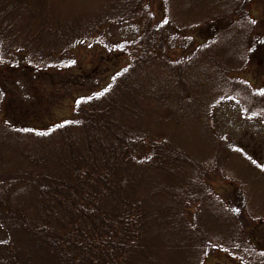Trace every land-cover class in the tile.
<instances>
[{
    "label": "trees",
    "instance_id": "16d2710c",
    "mask_svg": "<svg viewBox=\"0 0 264 264\" xmlns=\"http://www.w3.org/2000/svg\"><path fill=\"white\" fill-rule=\"evenodd\" d=\"M158 2L156 16L148 0H0V264H201L209 248L264 264L244 226V211L264 224L260 143L224 148L261 170L234 179L246 182L251 210L238 190L208 202L217 154L228 163L220 138L209 169L198 159L209 149L198 136L218 127L222 104L264 128V96L233 76L254 67L264 77V25L249 17L251 0ZM138 21L142 33L120 48L124 65L99 92L76 89L69 119L28 127L43 120L32 102L13 114V90L41 99L46 82L76 72L68 53Z\"/></svg>",
    "mask_w": 264,
    "mask_h": 264
},
{
    "label": "rangeland",
    "instance_id": "374dc122",
    "mask_svg": "<svg viewBox=\"0 0 264 264\" xmlns=\"http://www.w3.org/2000/svg\"><path fill=\"white\" fill-rule=\"evenodd\" d=\"M148 2L150 5L149 8L156 13V16H158V12L160 11L158 0H148ZM246 9L248 10L249 17L254 23H258V26L264 25V0H251L250 4L246 6ZM143 28L144 24L140 23V21L129 25L126 24L109 27L105 31L104 44L101 47L98 46L96 49L78 48L71 53H68L66 55L69 58L68 60H77L78 65L76 67V72L70 78L68 73H63V75L59 77H54V81H57L56 83L54 82V84H48L46 82V86L51 88L47 89L46 94H44L41 99L37 97L34 99L29 98L26 101L21 100L20 92L18 90H13L9 97L10 103L15 101L12 105V110L14 109L13 114L22 112L21 106L32 102V106H34L33 109L43 120L36 124H32L31 121L29 122L28 127L33 129H39L40 127L47 128L69 119L73 113L75 100L74 91L78 89L81 97L88 94L91 95L92 91L95 93L99 92L108 86L115 72L119 71L124 65V58L119 54L120 48L131 42L133 38L138 37L142 33ZM253 69H249L248 72L237 75L235 74L233 76L234 78L239 79L243 85L248 86L252 91L256 93L260 92L259 94L264 96V94H262L264 93V77L257 75V72L253 73ZM58 84H61L62 86ZM76 85H83V87L78 88ZM0 88V99L4 100L3 94L4 91L6 92L4 83ZM261 102L264 104V99ZM230 103H221V107H217L212 112V114H214L213 118H215L214 126H218L219 128L214 127L212 131L207 134H199V132L195 134V136L199 134L198 138H205L204 142H207L209 149L212 145L214 148V151L212 150L211 153V151L209 149L206 150L204 146L205 151L199 152L198 159L199 162L206 159V161L209 162V166L205 168L209 169L211 164L214 163L213 157L214 154H216L215 152H217L216 147H218L215 138H220L219 140L223 142V148L219 152L226 154L223 155L228 159V163L226 167V160H224L222 154L218 152L219 154L217 155H220L219 163L223 168L219 167L221 173L218 169L214 170L216 173L210 172L211 177L207 178L208 190L206 189V191L209 196L208 202L216 200L226 201L225 199L231 198L234 194H238V190L239 192L241 191L246 198L247 209L251 210L248 205L252 207L254 201L250 200L251 197L241 187L243 183L246 182L240 184L238 180L234 181V179L238 178L239 174L236 173L240 171V168L241 172L244 171V173H248V169L251 171L255 170L257 173L261 172V170L253 168L251 165H249V167L240 166V163L236 160V153H230L225 150L229 149L226 141L236 145L244 144L245 146L260 143L261 146L258 155L262 158L261 167L264 168V128L262 129L263 123L258 118L251 117L249 113H246V110ZM3 110L4 107L1 109L0 115L4 117ZM0 119L4 120L2 117H0ZM189 137H192V133H190ZM185 146L188 147L190 145ZM249 150H251V148H249ZM244 187L247 188V185H244ZM252 198L257 200V196H252ZM202 202L206 205L205 200ZM194 211L195 207H193L191 213ZM244 215V226L250 224L248 233H252L253 236L256 237V240L259 243V249H261V247L264 246V224H252V222L248 221L245 211ZM259 219L262 220L263 218ZM0 235L2 234L0 233ZM201 264L238 263L224 250L209 248L208 254L204 257Z\"/></svg>",
    "mask_w": 264,
    "mask_h": 264
},
{
    "label": "snow or ice",
    "instance_id": "6c2138e0",
    "mask_svg": "<svg viewBox=\"0 0 264 264\" xmlns=\"http://www.w3.org/2000/svg\"><path fill=\"white\" fill-rule=\"evenodd\" d=\"M262 94H264V93H262ZM261 170L264 171V168H262Z\"/></svg>",
    "mask_w": 264,
    "mask_h": 264
}]
</instances>
